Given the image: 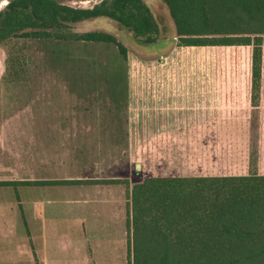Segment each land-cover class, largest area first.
Instances as JSON below:
<instances>
[{
	"label": "rangeland",
	"instance_id": "obj_1",
	"mask_svg": "<svg viewBox=\"0 0 264 264\" xmlns=\"http://www.w3.org/2000/svg\"><path fill=\"white\" fill-rule=\"evenodd\" d=\"M7 1L10 0H0V10ZM57 1L77 8H93L103 0ZM142 1L158 23L157 41L176 38V45L164 55L158 54L152 45L155 42L146 44L144 36L136 42L104 16L72 22L68 27L78 33L115 34L127 47L126 56L115 43L19 36L0 43V143L24 148L43 138L64 140L68 150H76V174L118 178L115 183L128 192L136 182L163 170V174L178 176L208 162V170H215L218 165L225 169L224 173L230 171L229 151L234 146L244 150L249 132L200 130V86L208 81L212 91L219 85L231 92L232 86L244 81L238 73L239 49L180 45L167 4L163 0ZM159 79L164 85L160 94ZM169 80L173 105L184 100V90L187 92L189 86L190 110L181 114L183 108L179 105L172 109L175 123L192 124V131L178 128L173 143L162 147L167 157L156 166L152 156L154 140L147 126L156 114H164L169 105ZM114 81L126 95L122 111L117 114L110 109L120 101L113 95ZM227 97L224 107L231 110L233 102ZM212 104L216 107V103ZM53 124L65 126L51 130ZM205 152L208 154L202 157ZM18 158L22 159L23 154ZM187 160L193 161V166L196 161L200 164L193 167Z\"/></svg>",
	"mask_w": 264,
	"mask_h": 264
},
{
	"label": "trees",
	"instance_id": "obj_2",
	"mask_svg": "<svg viewBox=\"0 0 264 264\" xmlns=\"http://www.w3.org/2000/svg\"><path fill=\"white\" fill-rule=\"evenodd\" d=\"M163 1L180 45L252 46V102L256 104L262 79L264 0ZM99 16L113 20L136 42L142 36L146 44L158 39V23L142 0H103L93 8L57 0H10L0 10V43L17 36L115 43L126 56L127 47L115 34L78 33L68 27ZM113 85V95L120 101L115 99L118 106L112 104L110 109L117 114L126 95L115 81ZM128 194L129 264H264V175L252 171L242 176L148 177L133 184Z\"/></svg>",
	"mask_w": 264,
	"mask_h": 264
},
{
	"label": "crops",
	"instance_id": "obj_3",
	"mask_svg": "<svg viewBox=\"0 0 264 264\" xmlns=\"http://www.w3.org/2000/svg\"><path fill=\"white\" fill-rule=\"evenodd\" d=\"M173 47L158 54L164 55ZM233 47L239 49L238 73L244 81L232 86L231 92L219 85L212 91L208 81L201 83L199 104L202 121L199 129L247 131L248 141L243 143L244 150L237 146L230 149L227 166H232L230 171L224 173L225 169H219L218 165L215 166L217 169L208 170L209 163L204 157V165L196 161L193 166V161L187 160L193 167L200 166L189 174L178 176H242L252 171L264 175V47L260 94L256 104L252 102V46ZM159 81L160 94L164 85ZM184 92V100L171 104L172 85L169 80V105L164 114H156L147 126L154 140L152 156L156 166L167 157L162 147L173 143L178 128L192 131V124L182 126L175 123L173 115L172 108L178 105V108H183L181 114L190 110L189 86ZM227 95L233 102L231 110L224 107L228 102ZM212 103H216V107ZM64 126L53 124L51 130H62ZM35 143L24 148L0 143V264H129L128 189L118 183L59 182L118 178L76 174V150H68L64 140L43 138ZM139 146L144 147L145 144ZM22 154L23 158L19 159ZM207 154L202 153V157ZM163 172L145 178L176 176ZM20 181L25 183H14ZM36 181L57 182L38 184Z\"/></svg>",
	"mask_w": 264,
	"mask_h": 264
},
{
	"label": "water",
	"instance_id": "obj_4",
	"mask_svg": "<svg viewBox=\"0 0 264 264\" xmlns=\"http://www.w3.org/2000/svg\"><path fill=\"white\" fill-rule=\"evenodd\" d=\"M9 1H7L8 3ZM176 38H170L169 40H158L152 45L158 50L159 53L169 51L175 44Z\"/></svg>",
	"mask_w": 264,
	"mask_h": 264
},
{
	"label": "flooded vegetation",
	"instance_id": "obj_5",
	"mask_svg": "<svg viewBox=\"0 0 264 264\" xmlns=\"http://www.w3.org/2000/svg\"><path fill=\"white\" fill-rule=\"evenodd\" d=\"M164 40H169V38H168V37H166V38H164Z\"/></svg>",
	"mask_w": 264,
	"mask_h": 264
}]
</instances>
